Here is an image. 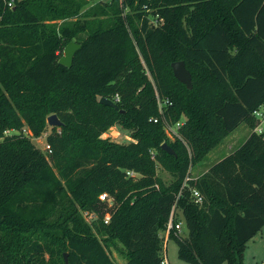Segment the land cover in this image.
I'll return each mask as SVG.
<instances>
[{"label": "trees", "instance_id": "16d2710c", "mask_svg": "<svg viewBox=\"0 0 264 264\" xmlns=\"http://www.w3.org/2000/svg\"><path fill=\"white\" fill-rule=\"evenodd\" d=\"M89 2L0 0V264H66L65 254L68 264H115L113 243L124 264H162L173 210L188 231L169 237L182 261L243 264L264 228V136L252 116L264 102V0H110L83 15ZM73 41L81 48L68 68L59 61ZM178 61L191 90L174 75ZM157 94L172 103L169 125L186 117L175 142L153 121ZM102 97H118L124 113ZM53 114L63 126L51 127L47 154L30 136L5 137L27 128L39 138ZM241 124L246 141L191 178ZM117 125L132 141L102 138ZM157 164L173 174L169 186ZM103 193L119 204L108 225ZM82 211L99 220L88 224Z\"/></svg>", "mask_w": 264, "mask_h": 264}, {"label": "rangeland", "instance_id": "374dc122", "mask_svg": "<svg viewBox=\"0 0 264 264\" xmlns=\"http://www.w3.org/2000/svg\"><path fill=\"white\" fill-rule=\"evenodd\" d=\"M99 1L100 0H90L89 4L85 7L82 14L84 15L85 12L91 10ZM80 20L84 21V18H81ZM90 20H92V19H90ZM63 56H64V51L62 52V57ZM148 76H149V78H151L149 73H148ZM157 96H159V95L157 94ZM159 98H160V100L163 101V98H161V97H159ZM166 100H168V99L164 98V101H166ZM165 106L166 105L160 106L159 100H158V108H159V111H160V114L162 115V117H161V119L159 117H157V118L159 119V121L162 120V122L164 123V126L166 125L167 122L171 123V121L166 120V118L163 115L165 112V109H164ZM184 121H186L185 116H183L182 120H180L178 123L172 124V129L176 130L177 125L179 123L180 124L184 123ZM50 129H51V127L49 126V128L46 130V132L39 138H34L31 133L27 134V136H30L34 145L38 149H40L42 152H44L45 154H47L46 138L48 136V133L50 132ZM250 132H251V130L246 124H241L222 143H220L217 147H215L204 158L203 161H201V162H199V163H197L191 167V169H190L191 178L198 177V176L201 177L203 174H205V171L208 167H211L213 164L220 161V159L226 157L227 155L231 154L236 149H238L242 145V143H244L246 141L247 137L250 135ZM165 133L171 142L176 141L177 137L174 136L172 133L170 134V132L168 130H166V127H165ZM102 138L103 139H109L112 142L119 143V144H126V143H129L130 141H132V138L130 136V132L128 130H124L119 125L109 129V131H107V133H105L102 136ZM156 174H157L158 178L166 186H169L174 181L173 174L171 172H169L167 169H165L160 164H157ZM136 177H139V175H137ZM156 187L159 188L158 185ZM118 205L119 204H117L116 207L112 209L113 213H115ZM176 216H177L178 220L182 221V215L180 212H177ZM183 226H184V224H183ZM181 234H182V236L188 235V231L185 227L182 230ZM161 235L164 237V232H162ZM107 250H108V252H109V254H110V256L113 259L115 264H124L125 263V256L122 253L123 248H122L121 244L113 243L110 245V248H107ZM165 250H166L167 259H168L169 264H189L185 261H182L179 258L178 244L174 239H167L164 241V251ZM224 264H227V263H224ZM243 264H264V228L253 239H251L246 244L245 251H244Z\"/></svg>", "mask_w": 264, "mask_h": 264}, {"label": "built area", "instance_id": "2783aa9c", "mask_svg": "<svg viewBox=\"0 0 264 264\" xmlns=\"http://www.w3.org/2000/svg\"><path fill=\"white\" fill-rule=\"evenodd\" d=\"M5 1V0H4ZM100 1H110V0H100ZM6 3L8 5L9 8H13L15 0H6ZM153 23L155 25H157V21H153ZM160 96H157V99L159 100V104L160 106L162 105H171V102L169 100L166 101H162L159 98ZM120 99L117 97L116 98V102H118ZM253 119L255 121V128L253 129V132L259 135H263L264 136V102H262L252 113ZM153 121L155 123L159 122L158 118H154ZM183 124V123H182ZM182 124H178L176 130L172 129V125H169V122L166 123L165 127L166 130H168L170 132V134L172 133L174 136H176L177 138H179V134L178 131L180 129V127L182 126ZM28 133H31L29 131V129L24 128L22 131H18V130H7L5 132V137L7 136H13V135H19V134H24L27 135ZM3 140V138L0 139V142ZM50 149L49 145H46V151ZM128 176L130 177H136L137 174L133 171H129L128 172ZM190 177H187V179L185 180L184 186L183 188H185V186H187L188 181L190 180ZM193 198L195 200V202L199 205H202L204 203V197L202 196V194L198 191V190H193ZM100 201L101 203L106 205L105 208V214L103 217V221L106 225L110 224L113 213H112V209L115 207V198L112 197L110 194L108 193H103L100 196ZM82 215L85 219V221L92 225L94 222H96L97 220H99V215L96 212H92V211H82ZM175 215L176 212L175 210H173L169 222L167 224V228L164 231V241L169 239L170 234L172 231H176V234L179 236H182V229H183V222H175ZM162 264H169L168 259H167V254H166V250L164 251L163 249V259H162Z\"/></svg>", "mask_w": 264, "mask_h": 264}, {"label": "water", "instance_id": "95a60500", "mask_svg": "<svg viewBox=\"0 0 264 264\" xmlns=\"http://www.w3.org/2000/svg\"><path fill=\"white\" fill-rule=\"evenodd\" d=\"M80 48H81V44L74 42V41L70 42L65 47L64 56L59 61L60 64L65 67L71 68L73 64L74 56L76 52L79 51ZM172 68H173L176 79L182 84H184L185 86H187L188 89L191 90L193 88L192 74L187 69L186 63L184 61L174 62L172 64ZM100 103L105 106H110L114 108L115 110L120 111L121 113H124L123 110L122 111L120 110V107L118 106V104L109 98L102 97L100 99ZM47 123L50 127H62L63 126V123L61 122V120L56 114L49 116L47 119ZM162 149L170 155H173V156L176 155L175 151L167 143L162 145ZM64 258H65L66 264H68L69 263L68 254H65Z\"/></svg>", "mask_w": 264, "mask_h": 264}, {"label": "crops", "instance_id": "0c3cea01", "mask_svg": "<svg viewBox=\"0 0 264 264\" xmlns=\"http://www.w3.org/2000/svg\"><path fill=\"white\" fill-rule=\"evenodd\" d=\"M220 160H221V159H220ZM209 168H210V167H208V168L206 169L205 173L209 170ZM198 177H200V176H198ZM198 177H193V178H198ZM184 227H185V226H183V229H184ZM183 229H182V230H183ZM187 236H188V235H187ZM187 236H183V237H187Z\"/></svg>", "mask_w": 264, "mask_h": 264}]
</instances>
